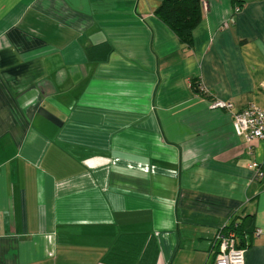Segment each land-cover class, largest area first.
I'll use <instances>...</instances> for the list:
<instances>
[{"label": "crops", "instance_id": "obj_1", "mask_svg": "<svg viewBox=\"0 0 264 264\" xmlns=\"http://www.w3.org/2000/svg\"><path fill=\"white\" fill-rule=\"evenodd\" d=\"M160 1L0 0V264H212L234 218L264 264V145L209 109L264 108V0H200L191 48Z\"/></svg>", "mask_w": 264, "mask_h": 264}, {"label": "built area", "instance_id": "obj_2", "mask_svg": "<svg viewBox=\"0 0 264 264\" xmlns=\"http://www.w3.org/2000/svg\"><path fill=\"white\" fill-rule=\"evenodd\" d=\"M238 10L235 8L234 13H237ZM209 109L222 110L228 114L232 131L236 137L242 138L246 143L256 140L264 145V108L251 106L242 111L234 112L229 104L213 102ZM248 169L252 172L255 180H259L263 176L261 166L257 163L249 164ZM219 229L211 242L210 257L212 264H243L244 250L235 248L231 232L222 233ZM253 235L264 237V233L262 234L260 231H254Z\"/></svg>", "mask_w": 264, "mask_h": 264}, {"label": "trees", "instance_id": "obj_3", "mask_svg": "<svg viewBox=\"0 0 264 264\" xmlns=\"http://www.w3.org/2000/svg\"><path fill=\"white\" fill-rule=\"evenodd\" d=\"M154 16L161 21L187 48H191L192 31L201 19L200 0H161L154 9ZM189 88L193 94H201V88L197 80L190 81ZM222 233L231 232L236 249H242L239 236L243 230L236 218L228 221L221 229ZM254 233V231H253Z\"/></svg>", "mask_w": 264, "mask_h": 264}]
</instances>
